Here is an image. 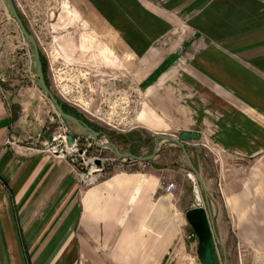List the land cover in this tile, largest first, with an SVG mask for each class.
Instances as JSON below:
<instances>
[{
	"label": "crops",
	"instance_id": "obj_1",
	"mask_svg": "<svg viewBox=\"0 0 264 264\" xmlns=\"http://www.w3.org/2000/svg\"><path fill=\"white\" fill-rule=\"evenodd\" d=\"M68 2L135 58H150L145 79L149 89L166 86L152 97L168 99L159 104L177 129L242 160L264 153V0ZM211 3L204 37L191 28L160 44ZM52 113L43 100L15 97L0 79V264H202L199 240L187 236L195 233L186 215L197 204L173 152L121 164L84 188L69 162L45 151L58 124ZM184 145L195 166L194 145Z\"/></svg>",
	"mask_w": 264,
	"mask_h": 264
},
{
	"label": "rangeland",
	"instance_id": "obj_2",
	"mask_svg": "<svg viewBox=\"0 0 264 264\" xmlns=\"http://www.w3.org/2000/svg\"><path fill=\"white\" fill-rule=\"evenodd\" d=\"M13 2L46 59L52 93L76 109L89 125L103 132L122 154L148 156L157 138L179 139L181 134L188 133L177 129L169 116L162 113L159 102L167 100L168 103V99L152 97L157 92L165 95L166 86L152 88L154 91L149 89L150 79L145 78L152 71L150 58H135L115 42L114 36L108 34L101 23L88 19L81 11L76 12L68 0ZM214 9L211 3L204 11L182 20L185 25L160 44L181 40L183 33L192 32L191 28L204 37L201 32L208 23L213 25ZM176 65L174 71L180 74L179 65L182 64ZM0 77L3 86L15 97L33 104L45 102L58 121L51 129L56 128L53 137L61 125L65 126L39 84L33 46L22 34L7 0H0ZM152 111L157 114L155 118H152ZM159 122L162 124L159 128H150ZM70 126L75 129L72 124ZM86 139L93 142L90 138H82V145L86 144ZM185 143L194 145L190 148L195 152L196 173L191 171L175 143L163 140L158 151L173 152L172 157L184 170V178L191 182V186L186 187V195L191 196L193 204H197L196 183L189 175L197 178L202 198L200 205L207 209L209 203L221 241L216 244L217 263L264 264V153L242 160L218 148L208 137ZM100 154L118 159L107 163L109 172L127 163L113 149L96 145L88 151L87 158ZM131 162L137 163L136 160ZM190 229L193 228L190 226ZM194 235L199 240L196 233L190 232L187 236Z\"/></svg>",
	"mask_w": 264,
	"mask_h": 264
},
{
	"label": "water",
	"instance_id": "obj_3",
	"mask_svg": "<svg viewBox=\"0 0 264 264\" xmlns=\"http://www.w3.org/2000/svg\"><path fill=\"white\" fill-rule=\"evenodd\" d=\"M7 3L12 11L13 16L15 17L17 24L24 35V37L31 43L34 49V58H35V65L37 69V76L39 80V84L43 91L49 96L53 108L57 112V115L61 118L62 122L65 124V126L68 128L70 134L68 136L69 143H73L74 139L77 137L80 138H90L94 144L99 148H111L115 151V154L122 160H125L127 162L136 160L141 162H148L150 159L154 158L156 156V153L158 152L160 142L163 140H169L173 143H175L177 146L181 147L185 152L186 148L184 145L185 141L189 140H200L201 135L195 134V133H183L179 136V139L161 136L156 139L154 143L153 151L150 155L146 157H138L134 154H122L119 150L116 149V147L111 144V142L108 140L107 136L103 132L95 131L93 128H91L90 125L86 124L82 120L78 119L72 114L66 113L62 107V105L59 103L58 98L52 93L50 87L47 85L44 71H43V65L40 57V51L38 49L36 40L32 34L29 33L27 28L24 26L23 21L21 20L15 4L13 0H7ZM70 124L74 126L75 129H72ZM186 155L188 157V161L190 165L193 168V171L196 173V167L194 166V163L188 156L187 152ZM98 164L100 162H97ZM190 179H192L193 182L196 183L197 186V178L193 179L191 174L189 175ZM208 207L207 209L202 206H195L191 210L187 212V219L193 230L195 231L197 237L199 238V249H198V255L202 262V264H218L216 260L217 252H216V244H220V238L218 236V232L216 230V224L212 215V211L210 209V205L207 202ZM225 257V252H224ZM226 264V262H224Z\"/></svg>",
	"mask_w": 264,
	"mask_h": 264
},
{
	"label": "built area",
	"instance_id": "obj_4",
	"mask_svg": "<svg viewBox=\"0 0 264 264\" xmlns=\"http://www.w3.org/2000/svg\"><path fill=\"white\" fill-rule=\"evenodd\" d=\"M0 79L2 78L0 77ZM69 134L68 128L61 125L58 134L53 137L51 144L45 151L56 158L69 162L74 167L80 186L89 188L98 184L109 173L107 163L109 161L116 162L118 159H108L102 157L101 154L87 158L88 151L95 146L94 142L89 143V139H86V144L82 145V138L77 137L70 144L68 141ZM174 189V184L166 186L167 192H172ZM189 238H192V236H189Z\"/></svg>",
	"mask_w": 264,
	"mask_h": 264
},
{
	"label": "trees",
	"instance_id": "obj_5",
	"mask_svg": "<svg viewBox=\"0 0 264 264\" xmlns=\"http://www.w3.org/2000/svg\"><path fill=\"white\" fill-rule=\"evenodd\" d=\"M19 14V13H18ZM21 18V17H20ZM22 20V18H21ZM23 21V20H22ZM24 23V22H23ZM24 26H25V23H24ZM40 57H41V61H42V65H43V71H44V76H45V80H46V83L47 85L49 86V83H48V78H47V62H46V59L44 58V56L41 54L40 52ZM59 100V103L62 105L64 111L66 113H69V114H72L74 115L75 117H77L78 119L82 120L83 122H85L86 124H88V122L80 115V113L74 109L73 107H71L70 105L62 102L60 99ZM89 125V124H88ZM91 126V125H90ZM91 128H93L95 131H99V129H97L96 127H93L91 126Z\"/></svg>",
	"mask_w": 264,
	"mask_h": 264
},
{
	"label": "bare ground",
	"instance_id": "obj_6",
	"mask_svg": "<svg viewBox=\"0 0 264 264\" xmlns=\"http://www.w3.org/2000/svg\"><path fill=\"white\" fill-rule=\"evenodd\" d=\"M195 194H196L197 205L201 206L200 204L202 202V198H201L200 190L198 187H196Z\"/></svg>",
	"mask_w": 264,
	"mask_h": 264
}]
</instances>
